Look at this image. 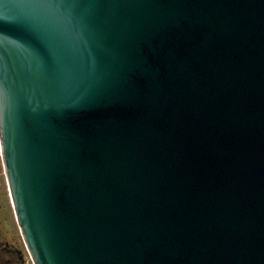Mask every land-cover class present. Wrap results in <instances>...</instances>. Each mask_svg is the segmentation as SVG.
I'll return each instance as SVG.
<instances>
[{
    "label": "water",
    "instance_id": "obj_1",
    "mask_svg": "<svg viewBox=\"0 0 264 264\" xmlns=\"http://www.w3.org/2000/svg\"><path fill=\"white\" fill-rule=\"evenodd\" d=\"M0 154L33 264H264V0H0Z\"/></svg>",
    "mask_w": 264,
    "mask_h": 264
},
{
    "label": "rangeland",
    "instance_id": "obj_2",
    "mask_svg": "<svg viewBox=\"0 0 264 264\" xmlns=\"http://www.w3.org/2000/svg\"><path fill=\"white\" fill-rule=\"evenodd\" d=\"M8 192L0 154V242L20 250L26 256L27 252L15 221Z\"/></svg>",
    "mask_w": 264,
    "mask_h": 264
},
{
    "label": "trees",
    "instance_id": "obj_3",
    "mask_svg": "<svg viewBox=\"0 0 264 264\" xmlns=\"http://www.w3.org/2000/svg\"><path fill=\"white\" fill-rule=\"evenodd\" d=\"M23 259L20 250L0 242V264H22Z\"/></svg>",
    "mask_w": 264,
    "mask_h": 264
},
{
    "label": "built area",
    "instance_id": "obj_4",
    "mask_svg": "<svg viewBox=\"0 0 264 264\" xmlns=\"http://www.w3.org/2000/svg\"><path fill=\"white\" fill-rule=\"evenodd\" d=\"M23 260H24V262L22 264H33V262H32V260H31V258L29 256V254H28V252H27V255L24 256V259Z\"/></svg>",
    "mask_w": 264,
    "mask_h": 264
},
{
    "label": "bare ground",
    "instance_id": "obj_5",
    "mask_svg": "<svg viewBox=\"0 0 264 264\" xmlns=\"http://www.w3.org/2000/svg\"><path fill=\"white\" fill-rule=\"evenodd\" d=\"M6 182V181H5ZM7 185H8V183H7ZM9 190V189H8ZM9 193V192H8ZM9 198H10V193H9ZM10 203H11V207H12V202H11V199H10ZM12 210H13V208H12ZM14 213V212H13ZM15 217V216H14ZM15 221H16V219H15ZM17 223V222H16Z\"/></svg>",
    "mask_w": 264,
    "mask_h": 264
}]
</instances>
